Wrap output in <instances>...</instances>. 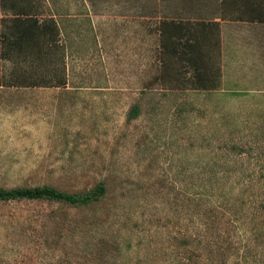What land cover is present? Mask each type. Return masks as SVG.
<instances>
[{"label": "rangeland", "instance_id": "rangeland-1", "mask_svg": "<svg viewBox=\"0 0 264 264\" xmlns=\"http://www.w3.org/2000/svg\"><path fill=\"white\" fill-rule=\"evenodd\" d=\"M187 1L0 0V21L54 17L65 46V69L54 73L66 78L61 88L0 86V188L106 187L87 207L0 203V264H66L84 247L111 264H264L260 162L248 161L249 192L227 201L234 223L254 229L251 253L235 238L240 248L225 260L194 239L205 217L195 193L245 163L224 144L264 137V0H203V21L182 37L191 47L163 28L195 13Z\"/></svg>", "mask_w": 264, "mask_h": 264}, {"label": "trees", "instance_id": "trees-1", "mask_svg": "<svg viewBox=\"0 0 264 264\" xmlns=\"http://www.w3.org/2000/svg\"><path fill=\"white\" fill-rule=\"evenodd\" d=\"M65 46L60 41V28L53 16L46 19H40L34 15L15 14L8 19L0 21V63L2 72L0 74V86L6 83L12 88H61L65 87L66 78L64 77L63 56ZM188 65H191L194 77L200 82L201 71L194 67V58L187 54ZM7 64V66H5ZM58 66L63 67L62 76L58 71ZM200 84V83H198ZM202 87V86H201ZM138 115L137 107H132L129 111V119H136ZM223 151L227 155H234L245 159V163H240L238 170L230 166L228 180L222 179L210 180L202 184V191L195 193L196 198H200L205 210V217L202 220L201 236L194 238L198 244H203V249L208 253L220 255L222 259L229 258L230 254L239 250L232 246L233 239L238 238L247 242V251L251 253L250 243L253 239L254 229L246 231L247 223L241 225L235 224L236 220L231 213L229 203L235 196V189L241 188L249 192L246 187L254 179V173H249L248 161L254 160L260 162L261 175L258 182L264 183V137H258L252 144L244 146L242 140L238 143L226 142ZM247 162V163H246ZM244 167V168H243ZM223 182V186L220 187ZM230 187H229V186ZM228 187V188H227ZM198 194V195H197ZM264 196V189L263 193ZM106 196V187L103 182H99L95 189L88 193H67L56 190L50 186L30 187V188H0V203L20 202V201H46L59 205H66L71 208L87 207L99 203ZM252 196L255 194L252 193ZM195 198V197H193ZM199 200V199H197ZM190 201L193 202L192 198ZM228 201V202H227ZM247 199L242 194L241 205ZM259 214L264 215V197L256 208ZM253 217L251 221H253ZM248 233V234H247ZM251 233V234H250ZM215 243H230L218 246ZM214 244V245H213ZM187 258L194 259L191 237L184 239ZM105 248V245H100ZM248 252V253H247ZM83 257L75 255L76 260L66 264H82L88 258H94L97 264H111L107 254L98 252L93 253V249L84 247ZM83 261H82V260ZM224 260V261H225Z\"/></svg>", "mask_w": 264, "mask_h": 264}, {"label": "crops", "instance_id": "crops-1", "mask_svg": "<svg viewBox=\"0 0 264 264\" xmlns=\"http://www.w3.org/2000/svg\"><path fill=\"white\" fill-rule=\"evenodd\" d=\"M203 0H188L186 3L192 4V6H195L194 9L195 13L189 15L187 19H169L164 21L163 28L168 32L169 37H179V41H182L183 36H187L189 31H192L191 23H200L203 21V18L199 14V7L201 6ZM217 1V0H216ZM222 1V0H219ZM216 2H213L215 4ZM221 3V2H220ZM203 6V4H202ZM215 21H220V19H213ZM214 22V21H213ZM184 24H188V27H185ZM193 25V24H192ZM190 36V35H188ZM187 41L192 42L190 39H187L185 42L181 43L184 44L186 47H191L189 43H186Z\"/></svg>", "mask_w": 264, "mask_h": 264}]
</instances>
